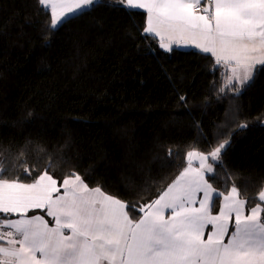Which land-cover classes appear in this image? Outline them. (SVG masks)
Masks as SVG:
<instances>
[{"label": "trees", "instance_id": "1", "mask_svg": "<svg viewBox=\"0 0 264 264\" xmlns=\"http://www.w3.org/2000/svg\"><path fill=\"white\" fill-rule=\"evenodd\" d=\"M49 17L38 14L33 0H0V160L15 164L32 141L29 169L38 163L43 170L51 157L57 167L50 174L59 183L74 171L90 188L139 206L157 198L186 166V151L206 153L230 132L224 165L241 196L259 202L264 71L237 99L228 89L219 92L224 74L214 69V57L166 53L141 36L142 11L130 16L98 7L53 32L45 30ZM243 122L248 127L241 130ZM169 148L180 153L175 163ZM217 171L222 179L209 182L226 192L224 172Z\"/></svg>", "mask_w": 264, "mask_h": 264}, {"label": "snow or ice", "instance_id": "2", "mask_svg": "<svg viewBox=\"0 0 264 264\" xmlns=\"http://www.w3.org/2000/svg\"><path fill=\"white\" fill-rule=\"evenodd\" d=\"M33 2L38 14L50 13L48 32L98 7L122 9L130 16L142 11L146 24L140 27L133 20L141 36L155 40L166 53L190 48L204 58L214 57V69L224 74L219 92L228 89L237 99L264 71V0ZM179 100L187 104L185 96ZM193 126L203 136L199 123ZM237 127L244 130L248 124ZM230 139L229 132L206 153L186 151V166L157 198L139 206L100 186L90 188L74 171L58 186L50 174L57 167L51 157L43 170L38 163L29 169L28 141L15 164L0 160V264H264V185L254 205L241 196L222 159ZM167 154L172 163L180 156L172 148ZM217 168L224 172L226 192L209 182L222 179ZM21 174L30 182L21 180ZM37 209L52 218V226Z\"/></svg>", "mask_w": 264, "mask_h": 264}, {"label": "crops", "instance_id": "3", "mask_svg": "<svg viewBox=\"0 0 264 264\" xmlns=\"http://www.w3.org/2000/svg\"><path fill=\"white\" fill-rule=\"evenodd\" d=\"M179 50H183V51H186V50H192V49H190V48H187V49H185V48H181V49H179ZM219 68V67H218ZM220 69V68H219ZM221 70V69H220ZM193 166H196V164H195V162H194V165ZM58 186H59V182H58ZM61 192H63V189L61 190ZM35 213L36 214H40V215H44V218L46 219V220H48L49 221V226H52V224H53V221H52V218L51 217H48L43 211H41V210H39V209H37V210H35ZM29 216H31V215H33V213L32 212H29V214H28ZM166 215H167V213H166ZM11 218H13V219H15L16 217L15 216H13V217H11ZM211 228V225H209V229ZM230 229H231V227H230ZM230 229H229V231H230ZM207 235H208V229H206V231H205V238L207 237ZM227 237L225 238V242H227ZM39 255V254H38Z\"/></svg>", "mask_w": 264, "mask_h": 264}, {"label": "rangeland", "instance_id": "4", "mask_svg": "<svg viewBox=\"0 0 264 264\" xmlns=\"http://www.w3.org/2000/svg\"><path fill=\"white\" fill-rule=\"evenodd\" d=\"M215 214V213H214ZM232 229H230V231H231Z\"/></svg>", "mask_w": 264, "mask_h": 264}]
</instances>
